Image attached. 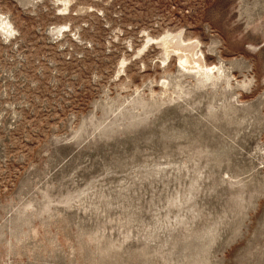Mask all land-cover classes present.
Listing matches in <instances>:
<instances>
[{"label": "rangeland", "instance_id": "1", "mask_svg": "<svg viewBox=\"0 0 264 264\" xmlns=\"http://www.w3.org/2000/svg\"><path fill=\"white\" fill-rule=\"evenodd\" d=\"M0 18V264H264V0Z\"/></svg>", "mask_w": 264, "mask_h": 264}, {"label": "bare ground", "instance_id": "2", "mask_svg": "<svg viewBox=\"0 0 264 264\" xmlns=\"http://www.w3.org/2000/svg\"><path fill=\"white\" fill-rule=\"evenodd\" d=\"M0 29L5 32H11L13 28L10 26L8 21L0 18ZM162 45L164 46L165 53H169L171 51L177 53V60H179V63L184 68L192 69L199 73L202 72L203 74L205 73V75L208 77L209 73H212L211 71H213V68L205 66L202 59L198 56H195V44H183L178 35H172L171 33L162 37Z\"/></svg>", "mask_w": 264, "mask_h": 264}]
</instances>
